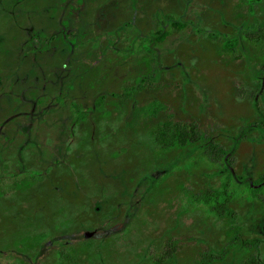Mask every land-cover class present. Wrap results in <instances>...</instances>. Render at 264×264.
I'll use <instances>...</instances> for the list:
<instances>
[{
    "label": "trees",
    "instance_id": "16d2710c",
    "mask_svg": "<svg viewBox=\"0 0 264 264\" xmlns=\"http://www.w3.org/2000/svg\"><path fill=\"white\" fill-rule=\"evenodd\" d=\"M200 2L201 24L173 48L165 45L171 33L165 23L176 30L188 25L174 15L181 12L176 0H167L161 9L157 0H142L139 12L114 26L116 36L107 47L122 57L120 33L132 25L133 47L155 63L153 75L143 73L111 90L109 97L142 107L150 118L149 144L157 148V163L166 168L146 178L142 205L155 228L142 241L164 246L147 254L122 250L106 236L68 242L59 233L46 260H41L45 237L39 238L28 253L33 261L39 259L35 264H264V0ZM80 66L88 82L101 75L99 62L83 60ZM176 68L187 74L183 90L151 95L149 84ZM193 83L207 88V100L201 101ZM99 104L94 103L96 111ZM74 107V122L80 124L87 111L77 102ZM70 168L65 163L49 167L44 180L69 189ZM79 207L68 230L119 210L111 199L99 210ZM22 211H0V233L5 235L0 236V255L13 245L19 252L14 264H27L26 254L15 245L22 236L18 227L27 220Z\"/></svg>",
    "mask_w": 264,
    "mask_h": 264
},
{
    "label": "rangeland",
    "instance_id": "374dc122",
    "mask_svg": "<svg viewBox=\"0 0 264 264\" xmlns=\"http://www.w3.org/2000/svg\"><path fill=\"white\" fill-rule=\"evenodd\" d=\"M166 1L157 0V8ZM176 1L181 12L174 15L188 25L176 30L165 23L171 31L168 48L201 24L200 0ZM141 4L142 0H0V211L21 213L28 207L22 211L27 220L18 227L22 236L15 243L20 254H26L27 264L39 260L33 261L28 253L41 237V260H46L58 244L54 234L59 233V239L68 242L106 236L122 250L147 254L164 246L142 241L155 228L142 205L146 178L166 168L157 163V148L149 144L150 118L142 107L109 97L117 86L155 72V63L130 42L136 33L132 25L120 33L122 57L107 48L116 36L114 26L139 12ZM83 60L99 62L101 75L88 82L82 75ZM185 78L182 68L167 69L149 84L151 95L180 93ZM193 84L201 101L207 100V88ZM97 101L98 111L93 107ZM75 102L87 111L80 124L74 122ZM179 161L175 158L173 163ZM63 163L73 172L69 189L44 180L49 167ZM37 196L44 199L38 201ZM109 199L119 210L94 224L66 228L80 205L99 210ZM12 246L1 250L0 264L17 261L19 252Z\"/></svg>",
    "mask_w": 264,
    "mask_h": 264
},
{
    "label": "flooded vegetation",
    "instance_id": "af4514ba",
    "mask_svg": "<svg viewBox=\"0 0 264 264\" xmlns=\"http://www.w3.org/2000/svg\"><path fill=\"white\" fill-rule=\"evenodd\" d=\"M104 205H105V204H104ZM104 205H103V207H104ZM103 207H102V208H103ZM100 209H101V208H100Z\"/></svg>",
    "mask_w": 264,
    "mask_h": 264
}]
</instances>
